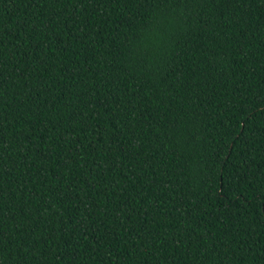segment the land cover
<instances>
[{
    "label": "trees",
    "instance_id": "obj_1",
    "mask_svg": "<svg viewBox=\"0 0 264 264\" xmlns=\"http://www.w3.org/2000/svg\"><path fill=\"white\" fill-rule=\"evenodd\" d=\"M0 264H264V0H0Z\"/></svg>",
    "mask_w": 264,
    "mask_h": 264
}]
</instances>
